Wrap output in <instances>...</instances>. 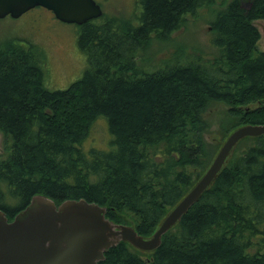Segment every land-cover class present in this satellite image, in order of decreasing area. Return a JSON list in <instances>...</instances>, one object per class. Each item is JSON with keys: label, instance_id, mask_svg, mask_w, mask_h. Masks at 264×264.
Masks as SVG:
<instances>
[{"label": "trees", "instance_id": "1", "mask_svg": "<svg viewBox=\"0 0 264 264\" xmlns=\"http://www.w3.org/2000/svg\"><path fill=\"white\" fill-rule=\"evenodd\" d=\"M215 1L138 0V25L106 13L75 25L88 67L66 88L46 86L34 44L0 45V209L9 220L35 194L57 205L84 198L105 206L110 220L151 235L234 128L264 124V51L254 24L264 19V0H233L219 10L211 54L176 49L151 72L138 64L142 48ZM217 102L230 118L216 142L205 112ZM100 117L110 147L86 148ZM98 264H264V135L238 144L156 250L123 241Z\"/></svg>", "mask_w": 264, "mask_h": 264}, {"label": "water", "instance_id": "2", "mask_svg": "<svg viewBox=\"0 0 264 264\" xmlns=\"http://www.w3.org/2000/svg\"><path fill=\"white\" fill-rule=\"evenodd\" d=\"M42 6L66 23L81 25L103 14L96 0H0V18H17ZM249 6V3L247 4ZM264 135V124H244L225 138L213 160L186 194L168 211L151 235L138 233L133 225L116 223L106 207L81 199L59 205L44 194H35L12 220L0 209V264H98L109 248L126 241L144 252H153L162 236L172 229L208 189L237 145L246 137Z\"/></svg>", "mask_w": 264, "mask_h": 264}, {"label": "rangeland", "instance_id": "3", "mask_svg": "<svg viewBox=\"0 0 264 264\" xmlns=\"http://www.w3.org/2000/svg\"><path fill=\"white\" fill-rule=\"evenodd\" d=\"M109 16L136 18L138 0H96ZM233 0H216L210 5L198 9L195 14L186 16L183 25L169 38L154 39L148 48H142L138 55V64L145 72H151L161 66L162 61L171 57L176 49L184 54L204 53L207 56L214 51L211 45L212 21L223 7ZM249 1L245 0L244 4ZM134 23L139 24L135 19ZM254 24L260 31L258 48L264 51V19H257ZM76 24H68L56 19L47 9L37 7L19 18L7 16L0 19V45L10 40L19 43L34 44L43 53L45 84L50 89L66 88L78 80L88 67L87 55L77 45ZM30 44H24L30 46ZM184 57V56H183ZM228 106L223 102L208 106L205 117L210 122L209 139H221V125L230 117ZM105 117L97 118L89 129L84 141L86 148L94 146L100 149L110 147L111 136ZM112 138V136H111ZM5 149L4 137L0 132V153Z\"/></svg>", "mask_w": 264, "mask_h": 264}, {"label": "clouds", "instance_id": "4", "mask_svg": "<svg viewBox=\"0 0 264 264\" xmlns=\"http://www.w3.org/2000/svg\"><path fill=\"white\" fill-rule=\"evenodd\" d=\"M63 261H64L63 259H58V260L55 261V262H56V264H62Z\"/></svg>", "mask_w": 264, "mask_h": 264}, {"label": "flooded vegetation", "instance_id": "5", "mask_svg": "<svg viewBox=\"0 0 264 264\" xmlns=\"http://www.w3.org/2000/svg\"><path fill=\"white\" fill-rule=\"evenodd\" d=\"M24 44H27V45H28V44H29V42H24Z\"/></svg>", "mask_w": 264, "mask_h": 264}]
</instances>
